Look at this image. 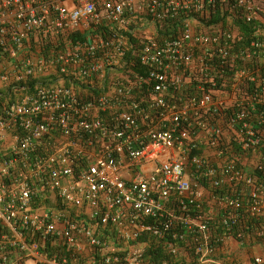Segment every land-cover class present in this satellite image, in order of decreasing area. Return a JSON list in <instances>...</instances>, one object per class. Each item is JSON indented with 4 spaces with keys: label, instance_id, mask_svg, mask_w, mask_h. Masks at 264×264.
Masks as SVG:
<instances>
[{
    "label": "built area",
    "instance_id": "2783aa9c",
    "mask_svg": "<svg viewBox=\"0 0 264 264\" xmlns=\"http://www.w3.org/2000/svg\"><path fill=\"white\" fill-rule=\"evenodd\" d=\"M241 20L264 24V0H0V89L17 90L0 101V264H68L43 252L57 241L88 243L92 264H143L153 240L223 264L228 238L264 237L253 222L264 184L221 149L260 144L247 122L233 127L247 115L243 86L262 81L257 67L232 69L264 46L238 47Z\"/></svg>",
    "mask_w": 264,
    "mask_h": 264
},
{
    "label": "trees",
    "instance_id": "16d2710c",
    "mask_svg": "<svg viewBox=\"0 0 264 264\" xmlns=\"http://www.w3.org/2000/svg\"><path fill=\"white\" fill-rule=\"evenodd\" d=\"M220 12L214 14L208 21L207 23H212V22H217L218 20H220ZM236 25L239 28L240 32L243 34V41H241L240 43H238V47H245L247 48L248 52H252L253 50H255L253 47H251V42L254 41H258V42H262L264 43V24L260 23V22H253V23H246L244 21H236ZM104 28V27H101ZM256 31H258V33H256ZM160 32L165 35V36H175V26L172 24H166L164 25L161 29ZM86 37L85 34H80V32H75L72 35V38L75 39H84ZM132 40V39H131ZM257 53L256 55H254L251 59H248L247 61L244 62V59L240 58L232 67V69H236V68H240L243 65L247 66L248 68H252V67H257L260 69V74H261V79L262 81L257 84V82H247L246 85L243 86V91L244 94L248 97L246 104H247V115L245 116V119L241 122V121H237L234 124V129L239 131L240 128L243 125V122H247L248 124L251 125V127L253 128L254 131L257 132V134L259 135L260 138V144L258 145V147L253 148V149H249V151L245 152L244 150H242L241 145L237 142V141H230L229 144H227L225 147H222L221 149L224 148V153L227 154V152H229V158H231L232 160L235 161V163L237 165L242 166V161L244 157L248 158V168H246L252 175H254L260 182H262L264 184V46L262 48H257L256 49ZM129 58V55L128 57ZM136 70L139 71V67H135ZM229 70V68L227 69ZM141 72V70H140ZM229 73H227V77H229ZM220 80V79H219ZM36 82V81H34ZM34 83L30 82L27 86H32ZM17 91V90H16ZM14 90H12V87H8V89L3 90L0 89V93L2 94L0 96V101H3V92L5 93V98L8 97V99H13L12 96L15 94ZM11 93L10 96L8 95V93ZM257 92L258 96L255 97L254 94ZM237 108L235 106H231L230 109L223 114L221 116H217L218 117H222L223 121H222V128L223 129H227L230 128L229 127V121L230 118L232 116H234L236 113ZM212 119V118H211ZM218 121V120H217ZM217 121H215L213 119L214 123H217ZM219 122V121H218ZM201 147L198 151H195L194 154L199 153L202 151ZM255 154H259L260 157L257 160V163L255 165H251L253 164V157ZM201 184L203 186H205L206 188L210 189L209 183L205 180L200 181ZM234 187H227V186H223V188H221L219 190V192L221 194L223 193H227V192H232L234 189ZM252 220H254V218H251ZM263 219V218H261ZM256 224H263L264 225V220H255L253 221ZM222 230H225V227H221L218 229V232H221ZM228 232V231H227ZM254 234V229H248L247 231V239L252 240L251 239V235ZM97 235L102 239V240H111L110 236V230L106 229V231H104L101 227H100V232L97 233ZM116 239V238H114ZM264 239V237H260L259 238ZM145 240V237H140L138 239V242H142ZM189 242H191V239H187ZM113 241V239H112ZM118 240L116 239L115 242H117ZM134 243H136V241H134ZM181 247H185L188 254L187 255H183V256H175L172 257L171 255L169 256L167 254V250H166V246L163 243V241H156L153 240L151 241L147 248L145 249V254H144V261L143 264H164V261H167V264H192L193 262H195L197 260V257L194 255V252L192 250V246L191 243H186V242H181L178 243ZM43 252L49 254L50 256L53 254H58L59 256H63L66 255L68 257V259L72 256V252L73 250H67L62 244H60V242H54V243H48L46 244V246L43 248ZM188 256V257H187ZM70 261V259L68 260V262ZM236 263V261H232L231 264ZM236 264H239L238 262Z\"/></svg>",
    "mask_w": 264,
    "mask_h": 264
},
{
    "label": "crops",
    "instance_id": "0c3cea01",
    "mask_svg": "<svg viewBox=\"0 0 264 264\" xmlns=\"http://www.w3.org/2000/svg\"><path fill=\"white\" fill-rule=\"evenodd\" d=\"M68 3L70 4L71 1H68ZM259 157V154H255L251 165H255ZM109 237H111V245L114 244L117 247L127 246L125 242H115L116 239L114 238H116V235L113 232H110ZM92 255V247L83 241L73 250L68 264H92ZM219 256L223 260V264H231L232 261H236L239 264H253L256 256L262 257L264 264V239L253 238L249 240L246 238L240 242L230 237L220 246Z\"/></svg>",
    "mask_w": 264,
    "mask_h": 264
},
{
    "label": "rangeland",
    "instance_id": "374dc122",
    "mask_svg": "<svg viewBox=\"0 0 264 264\" xmlns=\"http://www.w3.org/2000/svg\"><path fill=\"white\" fill-rule=\"evenodd\" d=\"M28 264H35L33 260H28Z\"/></svg>",
    "mask_w": 264,
    "mask_h": 264
}]
</instances>
